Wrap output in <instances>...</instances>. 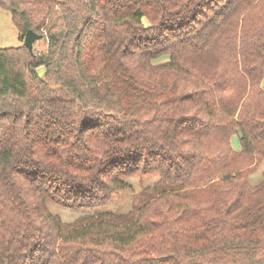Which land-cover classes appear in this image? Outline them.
Returning <instances> with one entry per match:
<instances>
[{
    "label": "trees",
    "instance_id": "1",
    "mask_svg": "<svg viewBox=\"0 0 264 264\" xmlns=\"http://www.w3.org/2000/svg\"><path fill=\"white\" fill-rule=\"evenodd\" d=\"M0 5L42 34L0 47V264H264V0Z\"/></svg>",
    "mask_w": 264,
    "mask_h": 264
},
{
    "label": "rangeland",
    "instance_id": "2",
    "mask_svg": "<svg viewBox=\"0 0 264 264\" xmlns=\"http://www.w3.org/2000/svg\"><path fill=\"white\" fill-rule=\"evenodd\" d=\"M145 21V20H144ZM22 44L19 38V32L14 23L12 22L9 11L0 5V47L18 46ZM167 56L163 55L157 60H165ZM261 85L264 87V75L261 80ZM230 145L233 149H239L240 143L238 133H233L230 136ZM158 176L146 175L139 177L137 175L128 176L125 179L130 182L136 194L143 195L145 192L151 190L152 184L157 180ZM264 178V162L255 161V168L247 176L250 184H257ZM151 192V191H150ZM132 194L127 191H119L118 194L108 203L99 205L90 209L81 211H71L65 207L50 205L49 210L56 213L60 218L67 223L68 226L76 225L80 222L94 220L98 217L100 212L110 211L115 214L117 222H126L125 213L131 207Z\"/></svg>",
    "mask_w": 264,
    "mask_h": 264
},
{
    "label": "water",
    "instance_id": "3",
    "mask_svg": "<svg viewBox=\"0 0 264 264\" xmlns=\"http://www.w3.org/2000/svg\"><path fill=\"white\" fill-rule=\"evenodd\" d=\"M41 37H42L41 33H38L31 28H28L23 35L22 43L27 47V49L29 50L31 54H34L33 43L34 41H36L37 39ZM35 71L39 79L45 80V66L43 64L38 65L35 68Z\"/></svg>",
    "mask_w": 264,
    "mask_h": 264
}]
</instances>
